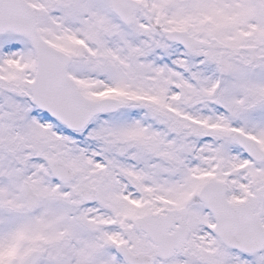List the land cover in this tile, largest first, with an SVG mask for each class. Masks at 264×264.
<instances>
[{
    "label": "snow or ice",
    "instance_id": "1",
    "mask_svg": "<svg viewBox=\"0 0 264 264\" xmlns=\"http://www.w3.org/2000/svg\"><path fill=\"white\" fill-rule=\"evenodd\" d=\"M0 264H264V0H0Z\"/></svg>",
    "mask_w": 264,
    "mask_h": 264
}]
</instances>
